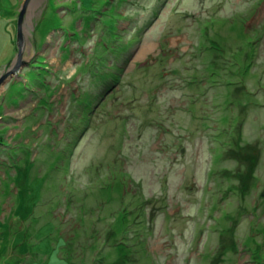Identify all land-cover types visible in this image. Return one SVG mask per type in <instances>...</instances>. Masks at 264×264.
Here are the masks:
<instances>
[{
    "label": "rangeland",
    "instance_id": "374dc122",
    "mask_svg": "<svg viewBox=\"0 0 264 264\" xmlns=\"http://www.w3.org/2000/svg\"><path fill=\"white\" fill-rule=\"evenodd\" d=\"M0 264H264V0H0Z\"/></svg>",
    "mask_w": 264,
    "mask_h": 264
},
{
    "label": "bare ground",
    "instance_id": "6f19581e",
    "mask_svg": "<svg viewBox=\"0 0 264 264\" xmlns=\"http://www.w3.org/2000/svg\"><path fill=\"white\" fill-rule=\"evenodd\" d=\"M90 106V105H89ZM113 251V250H112ZM109 255H112V252L109 253Z\"/></svg>",
    "mask_w": 264,
    "mask_h": 264
}]
</instances>
